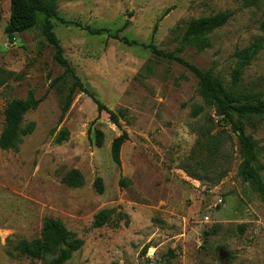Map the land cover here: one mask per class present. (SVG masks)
<instances>
[{"label":"rangeland","instance_id":"obj_1","mask_svg":"<svg viewBox=\"0 0 264 264\" xmlns=\"http://www.w3.org/2000/svg\"><path fill=\"white\" fill-rule=\"evenodd\" d=\"M224 11L233 16L207 36L209 46L185 44L182 55L218 78L235 102H264V0L256 5L245 0L58 1L59 19L52 21L64 55L109 109H128L120 129L85 94L75 96L62 118L71 80L53 84L64 70L41 33L43 16L36 28L10 43L5 34L10 0H0V67L6 72L0 74V135L8 102L30 95L42 99L24 117L34 131L17 148H0V264H48L52 257L31 260L16 250L21 240L40 237L46 219L59 220L84 242L66 264H264V202L240 175L237 135L229 124L218 123L215 107L205 102L189 70L109 36L129 20V40L174 52L192 20ZM88 27L108 33L95 35ZM256 42L262 48L236 80V52ZM195 104L205 108L197 117ZM241 121L255 141L264 180V114ZM222 128L227 133L218 155L193 159L200 133L214 135ZM62 130H68V140L57 143ZM96 130L105 135L101 148L95 145ZM123 131L129 140L118 166L111 144ZM72 170L82 174V186L63 183ZM98 177L103 193L94 185ZM122 179L130 184L122 186ZM105 210L111 211L109 221L95 227ZM220 249L229 254L226 260L220 259Z\"/></svg>","mask_w":264,"mask_h":264},{"label":"trees","instance_id":"obj_2","mask_svg":"<svg viewBox=\"0 0 264 264\" xmlns=\"http://www.w3.org/2000/svg\"><path fill=\"white\" fill-rule=\"evenodd\" d=\"M58 1L59 0H10V18L5 27V34L9 42L14 43L16 35L36 28L38 17L41 14L43 16V23L40 26L41 33L53 48L54 61L64 70L63 74L57 77L53 84H58L67 79L71 80V85L66 92L63 102L62 118L71 108L75 96L77 94H85L96 104L99 114L106 113L110 121L118 128L122 129L121 121L127 119L129 114L128 109H109L87 88L65 57L63 47L54 31L55 26L52 21V19L58 18ZM245 1L248 2V5H256L259 0ZM171 10L172 8L167 9L162 18L168 15ZM232 16L233 13L231 11H224L212 17L192 20L188 24L180 46L174 52L160 50L152 43L147 45L138 41L129 40L125 35V31L130 25L129 20H127L115 33L109 34V36L127 45L149 48L154 55L162 57L169 62L178 63L189 70L198 79L199 93L208 105L215 107L219 118L218 123L220 122L222 125L229 124L232 132L237 135L241 148V177L254 188L264 202V180L261 175L263 165L260 164L257 158L255 141L251 135L246 134L244 125L241 121L243 117L263 115L264 102H235L236 98L229 93L218 78L211 72L203 71L196 65L190 63L182 55L185 44L195 46L198 49H204L209 46L207 36L227 24ZM60 21L63 24L70 23L65 19H60ZM1 22L2 14L0 12V26ZM76 25L80 26L79 24ZM157 29L158 24L155 25L153 34L157 32ZM86 30L95 35H101L104 32L108 33L107 30L104 29L91 30L88 27ZM261 48V42H256L236 52L235 56L238 59V68L235 72L236 80H238L241 70L250 64ZM0 74H6L1 67ZM41 102L42 99H35L33 95H30L27 99L13 100L7 103L4 109V127L0 135L1 149L11 150L17 148L22 139L34 131L35 125L33 123L24 125V117L27 112L37 108ZM192 109L193 117L199 116L205 110L203 106L196 104L192 106ZM90 133L91 131H89V135ZM225 133H227V131L224 128L214 135L212 134V130L201 132L200 139L197 142V148L193 151L191 157L195 159L199 155H205V153H207L205 157L213 158L217 156L222 149V137ZM68 137V130H62L58 134L56 142L62 143L68 140ZM104 139V133L100 130H96L95 145L101 148L104 144ZM128 140V133L123 131L111 144L112 160L118 166H121L122 148ZM190 175L193 176L194 174L190 172ZM62 181L70 187H79L83 185L84 178L78 170H72L64 176ZM120 184L125 186L129 185L130 182L127 179H122ZM94 185L98 193H103L104 184L100 177L95 180ZM110 213L111 211L107 210L101 211L96 216L94 226L102 227L105 225L110 219ZM83 244V240L78 238L75 233L69 231L59 220L46 219L40 237L33 240H21L16 245V250L19 255L31 260H45L47 257H52L48 264H66L72 258L73 254L82 248Z\"/></svg>","mask_w":264,"mask_h":264},{"label":"water","instance_id":"obj_3","mask_svg":"<svg viewBox=\"0 0 264 264\" xmlns=\"http://www.w3.org/2000/svg\"><path fill=\"white\" fill-rule=\"evenodd\" d=\"M219 257L221 260H226L229 257V254L225 250L220 249L219 250Z\"/></svg>","mask_w":264,"mask_h":264}]
</instances>
